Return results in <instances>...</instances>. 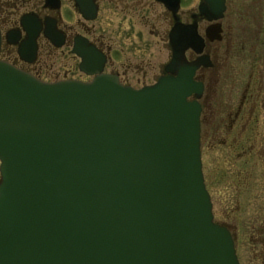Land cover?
<instances>
[{"label": "water", "instance_id": "water-1", "mask_svg": "<svg viewBox=\"0 0 264 264\" xmlns=\"http://www.w3.org/2000/svg\"><path fill=\"white\" fill-rule=\"evenodd\" d=\"M203 1L208 20L222 17L225 0ZM21 25L32 61L41 25ZM169 41L170 64L179 45L202 51L194 26L175 24ZM71 52L90 81L45 82L0 60V264H239L204 183L196 67L134 89L102 73L84 38Z\"/></svg>", "mask_w": 264, "mask_h": 264}, {"label": "flooded vegetation", "instance_id": "flooded-vegetation-1", "mask_svg": "<svg viewBox=\"0 0 264 264\" xmlns=\"http://www.w3.org/2000/svg\"><path fill=\"white\" fill-rule=\"evenodd\" d=\"M243 1L225 0L222 17L208 20L207 15L199 10L204 5L203 0H179L174 8L171 3L165 5L158 0H0V60L40 80H60L57 79L58 69H53L52 57L58 51L64 55L63 48L67 47V54L78 64L71 48L79 36L105 55L104 72L116 75L119 83L133 88L152 84L161 75L176 76L179 68L194 65L193 79L203 84V93L198 100L202 107L203 164L207 166L213 161L209 154L218 138L222 153L228 154L222 165L232 159V165L237 166L239 175L242 174L240 181H248L246 189H234L233 214L236 215L233 216L235 223L231 231L238 263L264 264V3ZM256 5L255 16L251 9ZM25 15L33 16L41 25L32 61L18 53L19 44L27 39L21 25ZM256 18L260 22H254L255 28L251 30ZM175 24H179L184 35L190 34L194 26L203 46L200 53L190 47L183 49L182 45L177 46L178 58L170 64L173 48L169 35ZM47 25L50 30L61 32L64 37L61 46L44 35ZM210 26L215 28L208 31ZM69 28L73 29L72 33H68ZM112 37L122 42L121 46L115 45ZM239 37L255 42L249 49L254 58L250 60L246 83L240 90L237 104H230V112L218 116L219 111L212 104L214 98L206 92L207 80L212 72L215 78L219 74L214 59L218 60L222 54L221 45L224 44L229 51ZM260 43L263 44L262 52ZM244 49L242 41L236 50L237 55L243 56ZM257 52L262 56L258 57ZM162 57L165 59L159 61ZM118 61L122 64L121 69L114 67ZM107 65L111 69L106 70ZM167 66L168 70H165ZM132 76H136L134 83L129 80ZM206 166L208 169L209 165ZM257 174L263 176L262 181L256 177ZM204 176L206 181L205 172ZM235 183L238 184V180ZM244 198L247 201L243 202ZM241 215L245 216L243 220Z\"/></svg>", "mask_w": 264, "mask_h": 264}, {"label": "rangeland", "instance_id": "rangeland-1", "mask_svg": "<svg viewBox=\"0 0 264 264\" xmlns=\"http://www.w3.org/2000/svg\"><path fill=\"white\" fill-rule=\"evenodd\" d=\"M246 1L249 2V0H244L243 2H246ZM259 2L264 3V0H259ZM256 7L257 5L253 6V9H251L252 12H254L255 16H256V13H255ZM71 22H73V18ZM254 22H260V21L257 18L253 20L251 24V30L255 28ZM72 32H73V29L69 28L68 33H72ZM239 36H240V33H239ZM112 40L115 45L120 44L121 46L122 42H119L114 37H112ZM242 41L245 43V49H244L245 51L243 52L244 53L243 56H239L237 55L236 50L238 47H240V43ZM252 45H255L254 41L253 42L245 41L243 37L236 38L235 41L233 42V47L229 51H226L227 47L224 44H222L221 45L222 47L221 50L223 51L222 54L220 55L218 60L214 59L216 66L219 67L218 68L219 74L216 78L214 77L213 72L210 74V77L207 80L206 92L208 93L209 97L210 95L213 96L211 97L212 99L214 98V100L212 101V104L215 108H217V111H219L218 116H221V114L229 113L230 112L229 107H231V105L235 106L238 102V98L240 97V90L243 88L244 84L246 83L247 71H248L247 69L249 68L250 60L253 57V56L251 57V55L249 54V49L252 48ZM259 45H260L259 50L262 52L263 44L260 43ZM142 46H144V44ZM63 49H64V55H61L60 51H58L55 57L54 56L52 57V60H54L53 69H58L57 71L59 72V76L57 79L74 78V79L88 80V78L85 75H83L81 72L78 71L76 59L74 60L73 58H70L71 56L67 54L69 53L67 47H64ZM257 54H258V57L262 56L260 52H257ZM163 59H165V57L159 58V61H162ZM119 64L120 62L118 61V63L114 64V67H118L119 69H121L120 66H122V64L120 65ZM106 68H107L106 70L111 69V67L108 65ZM145 69H147L146 66H145ZM148 72L150 71L148 70ZM129 80L130 82L134 83L136 81V76H132ZM147 81H150V80H147ZM227 121H228V118L226 119V122ZM222 152L223 150L220 148V146H218V138H217L216 144L214 145V148L209 154L211 157V160H213L211 163H208L209 167L212 164L217 166L219 160L221 162V165L223 164L224 157L227 156L228 154L227 153L223 154ZM209 155H207V157H209ZM205 166L206 165L204 164V167ZM256 177L261 179V181L263 180V176L259 174H257ZM211 189H212L211 196L213 200V209H214L215 219L228 222V226L232 228V224L235 223L233 216L236 215V214H233V205H234V198H235L234 189L232 187L225 188L223 185L221 187L212 186ZM246 199L247 198H244L243 202L247 201ZM226 216L230 218L226 219ZM244 218H245L244 215L240 216V219L243 220ZM242 237L246 241V237L244 233L242 234Z\"/></svg>", "mask_w": 264, "mask_h": 264}, {"label": "trees", "instance_id": "trees-1", "mask_svg": "<svg viewBox=\"0 0 264 264\" xmlns=\"http://www.w3.org/2000/svg\"><path fill=\"white\" fill-rule=\"evenodd\" d=\"M247 172L246 170V178H248ZM205 173L207 175L206 184L210 193L212 186L221 187L223 185L225 188L232 187L233 189H236V187L246 189L248 187V181H240L242 174L239 175L237 166L232 165V159L225 161V164L222 166L219 160L217 166L212 164L208 169H205ZM235 180H238V184L235 183ZM227 216L226 219L230 218Z\"/></svg>", "mask_w": 264, "mask_h": 264}]
</instances>
